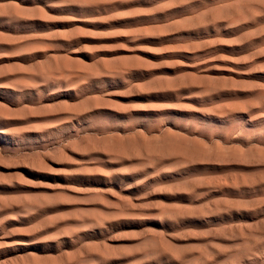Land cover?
<instances>
[{
	"label": "rangeland",
	"instance_id": "374dc122",
	"mask_svg": "<svg viewBox=\"0 0 264 264\" xmlns=\"http://www.w3.org/2000/svg\"><path fill=\"white\" fill-rule=\"evenodd\" d=\"M0 264H264V0H0Z\"/></svg>",
	"mask_w": 264,
	"mask_h": 264
}]
</instances>
